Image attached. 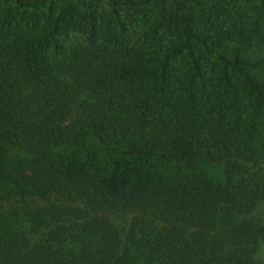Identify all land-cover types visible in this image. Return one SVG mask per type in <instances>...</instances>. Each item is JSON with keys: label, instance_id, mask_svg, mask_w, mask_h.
I'll use <instances>...</instances> for the list:
<instances>
[{"label": "trees", "instance_id": "1", "mask_svg": "<svg viewBox=\"0 0 264 264\" xmlns=\"http://www.w3.org/2000/svg\"><path fill=\"white\" fill-rule=\"evenodd\" d=\"M264 0H0V264H260Z\"/></svg>", "mask_w": 264, "mask_h": 264}, {"label": "rangeland", "instance_id": "2", "mask_svg": "<svg viewBox=\"0 0 264 264\" xmlns=\"http://www.w3.org/2000/svg\"><path fill=\"white\" fill-rule=\"evenodd\" d=\"M249 217L253 219L264 222V209L260 206L257 207L252 213L249 214ZM255 259L260 263L264 264V242H262L255 253Z\"/></svg>", "mask_w": 264, "mask_h": 264}]
</instances>
